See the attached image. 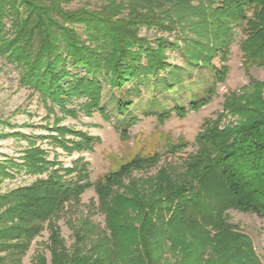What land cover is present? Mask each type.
<instances>
[{
	"label": "trees",
	"instance_id": "16d2710c",
	"mask_svg": "<svg viewBox=\"0 0 264 264\" xmlns=\"http://www.w3.org/2000/svg\"><path fill=\"white\" fill-rule=\"evenodd\" d=\"M73 1L0 0V55L15 64L20 84L48 101L51 111L57 105L76 115L65 103L78 97H85L80 108L86 113L102 109L103 82L120 89L157 78L170 67L167 50L180 48V40L189 62L214 71L205 95L157 113L160 121L173 111L183 117L208 103L216 84L225 81L236 26L244 35L239 48L248 81L223 95L222 109L196 133V149L180 161L157 151L135 155L90 181L78 157L64 174L56 168L46 178L1 193L0 264H23L43 230L49 258L37 250L31 264H264L251 238L225 218L235 209L264 219V80L250 73L253 66L264 67V0H100L93 7L86 2L66 7ZM142 28L161 34L150 38ZM156 83L170 85L166 79ZM115 103L121 115L128 113L130 100L116 96ZM54 130L57 135L49 137L68 151L90 149L97 141L66 126ZM121 135L125 138V129ZM28 142L22 164L8 160L10 166L42 172L56 162ZM187 145L179 138L165 153L175 156ZM70 172L75 178L65 179ZM4 176L11 174L0 163V179ZM90 187L104 224L88 216L69 221L74 239L67 245L56 218Z\"/></svg>",
	"mask_w": 264,
	"mask_h": 264
},
{
	"label": "rangeland",
	"instance_id": "374dc122",
	"mask_svg": "<svg viewBox=\"0 0 264 264\" xmlns=\"http://www.w3.org/2000/svg\"><path fill=\"white\" fill-rule=\"evenodd\" d=\"M84 2L93 7L98 5L100 0H74L66 7H76ZM78 30L81 32L82 28ZM185 32L190 33L189 30ZM141 34L154 38L161 33L155 29L145 31L142 28ZM168 37L173 39L175 36ZM243 37L241 27L236 26L226 61L229 72L224 82L216 84L215 94L211 100L197 110L188 111L183 117L175 115L173 111L170 117L162 121L158 119L157 113L164 109H172L175 105H186L194 96L198 98L205 95L208 86L214 80V71L211 67L194 64L186 59L182 53L185 46L180 40V48L167 50L170 67L157 78L152 77L142 83L129 82L120 89L111 88L107 82H103L100 104L102 109H94L90 114L80 108L85 97L66 101L65 106L75 109L76 115L64 112L57 105H54L52 111L49 110L50 103L42 100L32 88L21 85L19 69L0 55V163L11 174L1 177L0 194L46 178L56 168L59 169V173L64 174L65 168H70L78 157H82L86 162L90 181L100 179L135 155L144 156L157 151L163 155L162 158L169 157L174 161H180V158L196 149L195 135L205 118L216 117L222 109L223 95L247 83L248 77L241 65L242 52L239 48ZM213 62L217 64L216 59ZM68 70L84 73L83 68L74 69L68 66ZM250 73L257 79L264 80V67L253 66ZM164 79L170 83L169 86L156 83ZM139 91L140 95L137 96ZM116 96L122 101H131L126 115L119 113L115 103ZM134 116L135 121L129 123V119ZM61 125L94 136L97 141L93 142L90 149L68 151L49 137L57 135L54 127ZM123 129L127 134L125 138L121 135ZM65 138L78 139L76 134H67ZM179 138L187 141L188 145L175 156L166 154L167 145ZM28 141L35 142V146L45 150L47 160L54 159L56 162L42 172H28L23 166L16 168L10 166L8 160L22 164L23 151L30 146ZM153 172L154 169L148 174ZM134 175L139 176L142 173L134 172ZM75 176V172H70L65 174L64 178ZM96 204V193L93 187H90L80 195L78 202L71 201L59 212L56 223L67 245L74 239L69 221L77 222L79 218L88 216L90 220L103 226L104 217L96 210ZM225 218L251 238L256 253L264 263V219L255 213L235 209L227 210ZM47 236L48 231L43 230L40 236L32 240L23 258V264H31L37 250L44 251L49 258L46 248Z\"/></svg>",
	"mask_w": 264,
	"mask_h": 264
}]
</instances>
